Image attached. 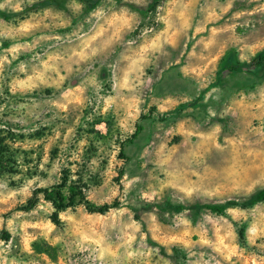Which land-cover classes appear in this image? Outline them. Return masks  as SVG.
<instances>
[{"label":"clouds","instance_id":"1","mask_svg":"<svg viewBox=\"0 0 264 264\" xmlns=\"http://www.w3.org/2000/svg\"><path fill=\"white\" fill-rule=\"evenodd\" d=\"M0 141V264H264V0H0Z\"/></svg>","mask_w":264,"mask_h":264},{"label":"rangeland","instance_id":"2","mask_svg":"<svg viewBox=\"0 0 264 264\" xmlns=\"http://www.w3.org/2000/svg\"><path fill=\"white\" fill-rule=\"evenodd\" d=\"M95 3H96V0L92 1L91 3H89V7H93L95 5ZM56 4H57L58 7L59 6H62V0H58L56 2ZM171 86H172V84H171V78H170V80H169V87H171ZM0 145H2V141H0ZM6 150H7L6 149V146H0V153L5 152Z\"/></svg>","mask_w":264,"mask_h":264},{"label":"trees","instance_id":"3","mask_svg":"<svg viewBox=\"0 0 264 264\" xmlns=\"http://www.w3.org/2000/svg\"><path fill=\"white\" fill-rule=\"evenodd\" d=\"M58 0H55V2H57ZM94 0H89V3H91ZM73 192H75V189H72ZM62 198V197H61Z\"/></svg>","mask_w":264,"mask_h":264}]
</instances>
